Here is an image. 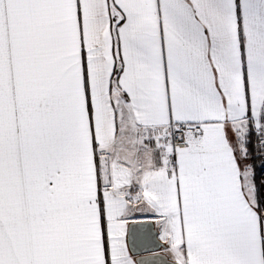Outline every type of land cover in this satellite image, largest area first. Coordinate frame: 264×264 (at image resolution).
Instances as JSON below:
<instances>
[{"label": "snow or ice", "instance_id": "6c2138e0", "mask_svg": "<svg viewBox=\"0 0 264 264\" xmlns=\"http://www.w3.org/2000/svg\"><path fill=\"white\" fill-rule=\"evenodd\" d=\"M0 264H264V0H0Z\"/></svg>", "mask_w": 264, "mask_h": 264}]
</instances>
